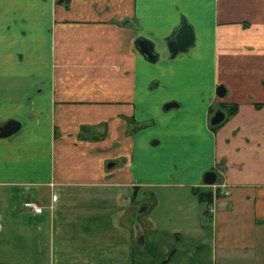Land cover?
<instances>
[{"label": "crops", "instance_id": "crops-1", "mask_svg": "<svg viewBox=\"0 0 264 264\" xmlns=\"http://www.w3.org/2000/svg\"><path fill=\"white\" fill-rule=\"evenodd\" d=\"M10 5L39 22L26 26L29 68L48 87L22 106L39 122L19 153L0 137V184L55 181L56 196L33 219L0 222V256L264 264V0H0V15ZM183 20L195 42L173 55L168 39ZM139 37L154 42L156 62ZM223 103L236 109L212 126ZM88 125H106L104 136L82 137Z\"/></svg>", "mask_w": 264, "mask_h": 264}, {"label": "rangeland", "instance_id": "rangeland-1", "mask_svg": "<svg viewBox=\"0 0 264 264\" xmlns=\"http://www.w3.org/2000/svg\"><path fill=\"white\" fill-rule=\"evenodd\" d=\"M9 1L14 2V0ZM56 1L60 2V0ZM10 7L12 10L14 5H10ZM20 7L21 5H18L15 11H6L0 15V121L16 119L22 123V130L4 139V141L10 140L12 143H19L16 149H14L16 150V152L14 151L16 155L19 153L17 152V148L21 149L23 137L29 132V127L39 122V117L32 110L29 111L27 108L25 111H22V109L24 106L28 107L33 94L45 92L48 87V85L37 84L39 80L37 71L39 68L35 69V71L29 68L30 66L37 65V63L29 61L28 50L33 46V44H30L32 32L26 26L30 24L38 25L39 22L37 19L26 17V14H23ZM2 8L3 6H0V9ZM13 12L15 13L13 14ZM50 74L48 72L46 77L49 78L53 75L51 74L50 76ZM178 91H182L181 88ZM223 104L230 108V104L232 103H227L229 105ZM223 109L226 112L228 111L227 108ZM16 112H23L24 114H16ZM128 122L130 133L139 128L133 118H128ZM91 128L89 125L83 127L80 135L98 140L104 136L103 132L106 131V125H101L99 128L96 126L93 129ZM6 146L8 147V145ZM55 187V181L45 182L36 179H27L14 186L0 184V222L4 220L9 223H18L23 220L33 219L34 216L31 217L29 215L30 212L35 214L43 212L45 207H49L51 200L55 199L56 195L53 193ZM43 188H48L49 191H45L46 189L40 191ZM27 201L37 203V206L43 207L42 211L36 212L33 209L26 208L25 202ZM47 218L53 220V214L49 213ZM5 233V230H0V240H4ZM20 261L14 260L10 262L14 264L21 263ZM10 262L7 257L0 256V264H8Z\"/></svg>", "mask_w": 264, "mask_h": 264}, {"label": "water", "instance_id": "water-1", "mask_svg": "<svg viewBox=\"0 0 264 264\" xmlns=\"http://www.w3.org/2000/svg\"><path fill=\"white\" fill-rule=\"evenodd\" d=\"M195 42V35L193 27L189 24L187 20H183L180 27H178L172 38L168 39V46L173 55H176L180 51L187 50ZM135 45L137 49L142 53L144 58L152 63L159 59L160 54L156 51L155 44L150 39L145 37H139L135 40ZM226 87L221 84L217 88V94L220 97L226 95ZM176 103H168L166 108H170ZM228 113L218 108L210 118V123L212 126H217L222 124L227 119ZM22 127V123L16 119L8 120L2 127H0V137L5 138L18 132ZM114 166V162H109L108 167ZM217 180V175L214 171H208L204 175V182L206 184H214Z\"/></svg>", "mask_w": 264, "mask_h": 264}, {"label": "built area", "instance_id": "built-area-1", "mask_svg": "<svg viewBox=\"0 0 264 264\" xmlns=\"http://www.w3.org/2000/svg\"><path fill=\"white\" fill-rule=\"evenodd\" d=\"M226 193H229V192L227 191ZM25 207L28 208V209H30V210L33 209L36 212L42 211V208H43V207L37 206V203H34L32 201L25 202Z\"/></svg>", "mask_w": 264, "mask_h": 264}, {"label": "trees", "instance_id": "trees-1", "mask_svg": "<svg viewBox=\"0 0 264 264\" xmlns=\"http://www.w3.org/2000/svg\"><path fill=\"white\" fill-rule=\"evenodd\" d=\"M227 105H229V104H227ZM223 107L224 108H227L228 115H231L235 111V109H236V104H230V108L229 107H226V105H224Z\"/></svg>", "mask_w": 264, "mask_h": 264}, {"label": "flooded vegetation", "instance_id": "flooded-vegetation-1", "mask_svg": "<svg viewBox=\"0 0 264 264\" xmlns=\"http://www.w3.org/2000/svg\"><path fill=\"white\" fill-rule=\"evenodd\" d=\"M218 108H220V107H218ZM218 108H216V109L214 110V112H215ZM223 108H224V107H222L221 109H223ZM6 122H7V121H3V122L0 121V127H2Z\"/></svg>", "mask_w": 264, "mask_h": 264}]
</instances>
